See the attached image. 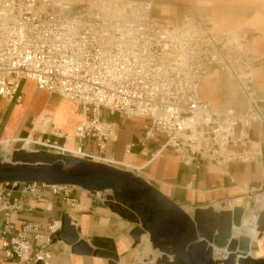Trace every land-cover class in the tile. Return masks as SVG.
Segmentation results:
<instances>
[{"label":"built area","instance_id":"obj_1","mask_svg":"<svg viewBox=\"0 0 264 264\" xmlns=\"http://www.w3.org/2000/svg\"><path fill=\"white\" fill-rule=\"evenodd\" d=\"M153 0H0V98L22 104L20 83L55 94L78 108L81 122L72 135L50 129L51 138L34 139L13 151H46L126 170L137 167L104 155L114 140L106 116L145 121L141 144L154 133L164 138L154 155L170 149L185 166L196 160L226 169L254 161L264 147L250 148V128L264 127V91L252 70L260 62L243 30L215 32L203 15H183L178 24L152 15ZM213 69L236 82L246 101L240 113L211 109L199 94ZM78 145H68L71 138ZM63 140L62 143L59 140ZM92 140L97 153L84 148ZM135 143L125 146L129 153ZM76 187L37 182L0 183V254L17 264H48L60 221L17 224L20 213L47 196L73 208ZM256 221V219H255ZM255 228V222H254ZM216 258V257H215Z\"/></svg>","mask_w":264,"mask_h":264},{"label":"crops","instance_id":"obj_2","mask_svg":"<svg viewBox=\"0 0 264 264\" xmlns=\"http://www.w3.org/2000/svg\"><path fill=\"white\" fill-rule=\"evenodd\" d=\"M152 15L162 22L178 24L183 15H203L211 20V27L218 33H229L240 29L247 33L254 55L260 58L253 70L254 84L264 91V0H153ZM23 92L22 104L5 101L0 98V154L12 144L20 145L26 139L24 148L30 147L32 136L45 140L51 138L50 129H58L65 135H72L81 122L78 108L55 94L40 90L33 81L20 83ZM199 94L211 109L232 110L240 113L246 108V101L238 85L218 69L211 71L209 79L199 88ZM48 117L46 130L38 124L43 115ZM112 122L115 139L108 142L104 155L113 161L137 167L135 176L140 177L168 200L179 206L192 217L196 207L213 206L216 210L231 209L234 205L244 208L243 224L240 234H248L254 228L255 219L264 211V147L262 155L254 161L229 163L226 169L216 168L211 163L196 160L185 166L179 155L166 149L154 155L163 136L154 133L153 138L144 141L143 125L139 118L121 119L118 116H106ZM45 119H47L45 117ZM38 129H40L38 131ZM250 148L263 146L264 127L253 124L250 128ZM60 143L63 140H59ZM135 143L129 153L125 146ZM68 145H78L71 138ZM85 150L97 153L92 140H86ZM124 169V167H122ZM83 192V193H82ZM82 192H72L78 201L73 208L63 204L59 197H52L47 203V196L33 205L30 211L22 212L17 217L21 222H37L47 225L60 221L62 214H68L80 239L92 249L113 253L114 260L93 255L73 253L71 246L56 237L50 245L51 258L48 264H138L136 247L130 236L136 223L124 217L118 209L113 210L106 202L93 199ZM87 192V191H86ZM104 194L103 196H105ZM145 251L140 257L152 261L161 254L150 249L147 239L142 240ZM139 245L141 250L143 245ZM250 256L264 258V232L257 239L251 238ZM215 257V255H214ZM217 256L216 259H220ZM0 264H17L0 254Z\"/></svg>","mask_w":264,"mask_h":264},{"label":"water","instance_id":"obj_3","mask_svg":"<svg viewBox=\"0 0 264 264\" xmlns=\"http://www.w3.org/2000/svg\"><path fill=\"white\" fill-rule=\"evenodd\" d=\"M91 167H96L97 172L88 169ZM3 182L70 185L102 195L110 192L105 195L107 204L136 223L130 232L134 245L146 233L152 249L161 254L154 264H264V258L250 256L251 236L240 234L244 214L240 205L227 210H216L211 205L196 207L191 217L126 170L46 151H13L9 161H0V183ZM255 230L258 236L264 232V211L257 215ZM55 237L70 245L73 253L115 259L113 253L92 249L80 239L66 213L60 217ZM215 251L220 259L214 257Z\"/></svg>","mask_w":264,"mask_h":264},{"label":"rangeland","instance_id":"obj_4","mask_svg":"<svg viewBox=\"0 0 264 264\" xmlns=\"http://www.w3.org/2000/svg\"><path fill=\"white\" fill-rule=\"evenodd\" d=\"M164 138V137H163ZM34 139H36L35 137H34ZM20 146H21V144L20 145H16L15 147L16 148H20ZM39 147H37V146H30L29 147V149H38ZM42 152V151H41ZM75 191H78V192H82V189L81 188H78V187H76L75 188ZM83 193V192H82ZM86 195H88L89 197H92L93 199H96V201H98V200H101V201H104V203L106 202L107 203V201H108V199H106V197L105 196H103L104 194H106V193H110V192H105L103 195H99L98 193H91V192H89V191H87V192H84ZM113 204H116V203H114V202H112ZM0 225H1V223H0ZM141 243H139V245H140ZM138 245V246H139ZM141 245H143V247L141 248V250H139L138 249V246L136 247V257H137V262H138V264H148V262H149V257L148 258H143L142 260H140V257H141V255L143 254V252L145 251V245L144 244H141ZM149 247H150V249H152V247H151V244L149 243ZM156 254H157V251H156ZM154 260H156L155 258H154ZM153 261V260H152Z\"/></svg>","mask_w":264,"mask_h":264},{"label":"bare ground","instance_id":"obj_5","mask_svg":"<svg viewBox=\"0 0 264 264\" xmlns=\"http://www.w3.org/2000/svg\"><path fill=\"white\" fill-rule=\"evenodd\" d=\"M45 117L47 118V119H45ZM47 121H48V117L46 116V114L45 115H43L42 117H41V119H39L37 122H38V124L39 125H42V126H44V130H46V123H47ZM40 129H38V131H39ZM32 138V137H31ZM10 160V157L9 156H7L6 157V161H9ZM129 166V165H128ZM72 169V167L70 168V170ZM87 169V168H86ZM89 170H92V171H95V172H97V168L96 167H91V168H88ZM130 169H132V167L130 166ZM137 172V171H136ZM83 191H85L86 192V190H83ZM98 194L99 195H102L100 192H98ZM77 205V204H76ZM242 223H243V220H242ZM254 223V222H253ZM244 224V223H243ZM246 224V223H245ZM244 224V225H245ZM234 234H236L237 235V233H238V231L236 230V229H234ZM250 236H251V238L252 239H257V236H258V231L257 230H255V228H252V230L248 233ZM144 239H147V241L150 243V241H149V238H148V235L145 233V234H143L142 236H141V238H140V243L142 242V240H144ZM151 244V243H150ZM154 250V249H153ZM154 251H157V250H154ZM146 252V251H145ZM219 252H217V251H215V257H217V256H220L221 257V255L220 254H218ZM222 255H224L225 256V253L223 252V254ZM155 263V260H153V261H151V260H149V262H148V264H154Z\"/></svg>","mask_w":264,"mask_h":264}]
</instances>
